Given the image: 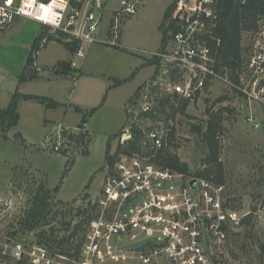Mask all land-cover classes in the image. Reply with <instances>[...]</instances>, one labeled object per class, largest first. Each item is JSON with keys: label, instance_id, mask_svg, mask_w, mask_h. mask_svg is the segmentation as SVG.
<instances>
[{"label": "rangeland", "instance_id": "1", "mask_svg": "<svg viewBox=\"0 0 264 264\" xmlns=\"http://www.w3.org/2000/svg\"><path fill=\"white\" fill-rule=\"evenodd\" d=\"M121 1L107 0L106 15L119 8ZM166 1L144 0L135 16L123 20L122 48L94 45L87 48L85 58H79L57 41L43 43L35 58L40 75L56 74L50 67L58 61L72 60L77 69L68 76L60 74L61 79L53 78L55 85L45 79L20 83L31 47L43 29L38 23L17 19L0 32V109L9 106L16 91L50 96L61 103L57 109H47L32 100L21 101L18 125L7 139L0 135V250L5 244L11 248L18 244L39 246L37 232L23 230L20 221L42 186L50 192L52 207L60 208L62 214L41 230L59 228L63 220L72 218L71 209L89 208L100 192L108 166V143L112 154L127 120L128 101L156 71L150 53L162 48ZM242 42L246 61L251 48L244 35ZM243 88L250 91L249 82L244 81ZM223 108L227 109L222 115L224 131L220 138L226 174L224 200L243 221L241 227L226 234L223 264H264V100H250L218 78L189 104L186 114L166 107L152 121L164 127L167 143L171 142L172 150L194 173L201 169L205 154L194 126L205 129L209 114ZM252 117L258 129L248 123ZM83 118L89 130L85 142L66 140L68 152L55 153L54 139L48 142V138H55L61 129L66 136H78ZM85 151L89 153L83 154ZM58 185L60 191L56 193ZM88 216L92 213L87 210ZM8 259H0V264H17Z\"/></svg>", "mask_w": 264, "mask_h": 264}, {"label": "built area", "instance_id": "2", "mask_svg": "<svg viewBox=\"0 0 264 264\" xmlns=\"http://www.w3.org/2000/svg\"><path fill=\"white\" fill-rule=\"evenodd\" d=\"M143 2L122 0L107 16V0H0V32L27 19L76 44L75 56L85 58L90 46L121 48L123 20L135 16ZM216 2L175 0L165 23L167 43L152 54L155 74L126 105L127 120L102 188L90 202L92 216L78 258L42 246L5 244L0 259L17 264H223L226 234L242 226V217L226 204L225 185L156 163L168 134L152 121L166 107L194 102L215 79H225L213 68L208 44ZM259 25L243 34L251 54L241 80L249 82L250 91L240 90L254 101L264 100V21ZM248 123L259 128L253 117ZM137 137L139 149L127 153ZM53 139V151L66 154L70 135L61 129L48 142Z\"/></svg>", "mask_w": 264, "mask_h": 264}, {"label": "trees", "instance_id": "3", "mask_svg": "<svg viewBox=\"0 0 264 264\" xmlns=\"http://www.w3.org/2000/svg\"><path fill=\"white\" fill-rule=\"evenodd\" d=\"M173 7L174 3L168 7L164 15V20L161 26L163 33L161 49H163L167 43V30L165 29V23L169 18ZM215 8L217 11V19L213 29V38L208 41L214 59L213 68L221 77L227 79L232 84L235 91L243 95L240 90L243 88L241 78L242 75L245 74L244 72L247 61H245L244 57L242 42L243 34L247 31L257 30L260 26L259 23L264 21V0H217ZM43 40H46V42L57 41L62 44L71 55L76 54V44L65 43L50 34L46 28H43L35 38L31 47L25 70L20 77V83L34 81L38 78L39 72L35 66V58L42 49ZM151 63L155 65L153 60H151ZM51 71H55L58 76H60V74L61 76H68L71 73L73 74L75 72L73 61L68 60L59 62L51 69ZM262 84H264V81ZM140 89V87L137 89L135 95H137ZM132 99L133 97L131 100ZM30 100L44 105L47 109H57L61 106L60 103L49 97L25 95L16 91L12 95L9 106L0 109V135H2L4 139L8 138V133L16 127L20 121L19 105L21 101ZM189 104V101H182L178 107L171 106V108L178 110L182 114H186ZM226 110V108H223L220 112L209 114V120L205 129L202 126H194V129L197 134L200 135L205 148L204 158L201 160V169L192 173L189 165L180 160L174 150H172L170 146L171 142L167 143V141L163 149L159 152L156 158V163L179 173L205 179L217 185H224L226 183V174L224 163L221 159L222 146L220 138L224 131L222 115ZM85 125L86 118H83L78 129L83 130ZM63 134L66 135L67 132L63 130ZM69 135L71 140H75L78 143H84L88 136V131L83 130V132L76 137L73 134ZM138 139L139 138L137 137V141L132 143L131 149L126 151L127 153L139 149L138 147L140 143ZM110 151L111 148L108 143L106 153L107 163L113 161ZM88 153V151H85L83 154L87 155ZM59 191L60 185L55 188L54 192L59 193ZM50 199V192L42 186L24 213V216L20 221V226L23 230L31 232L36 231V243L49 250L52 254L78 258L85 238V227L88 226L91 220V217L88 216L86 218L85 214L87 213V210L88 212L90 210L89 208L71 209L69 213L73 214L72 218L70 220H63L59 228L51 227L49 230H41L50 225L52 220L57 219L60 214H62L60 208L55 209L52 207ZM262 204L264 205V195L262 197ZM73 219H78V221L73 222ZM248 219L244 222L248 223ZM60 232L63 234H59Z\"/></svg>", "mask_w": 264, "mask_h": 264}, {"label": "crops", "instance_id": "4", "mask_svg": "<svg viewBox=\"0 0 264 264\" xmlns=\"http://www.w3.org/2000/svg\"><path fill=\"white\" fill-rule=\"evenodd\" d=\"M175 2V0H172V1H170V0H167L166 2H165V4H164V6H163V13H162V16H164L165 15V13H166V11H167V9H168V7L170 6V5H172L173 3ZM113 10H115V9H113ZM112 10V11H113ZM111 11V12H112ZM35 23V22H34ZM122 45V44H121ZM94 47V46H93ZM93 47H91V48H93ZM91 48H89V49H91ZM122 48V47H121ZM155 52H157V51H155ZM155 52H152V53H150V55H151V60H152V54L153 53H155ZM68 61V60H67ZM59 62H63V61H58L56 64H54V65H52V67H50V69L51 68H53L54 66H56ZM35 66H36V68H37V70H38V72H39V75H40V67L37 65V63H35ZM74 70H75V72H77V69H76V66H74ZM155 74V73H154ZM70 77V76H69ZM69 77H66V78H69ZM53 78H57V79H61V77H59V76H57L54 72H50V74H47V75H44V76H42V75H40V76H38V78L36 79V80H42V79H45V80H47L48 81V83H52L51 85H55V83L53 82ZM36 80H34L33 82H36ZM22 94H25V95H34V94H26V93H22ZM73 93H71V95H72ZM39 96H46V95H39ZM46 97H48V96H46ZM49 98H52V99H54L53 97H50L49 96ZM55 100V99H54ZM56 102H58V103H60L58 100H55ZM61 104V103H60ZM77 111H79V108L77 109ZM86 131H88V134H89V130H88V128L86 127ZM60 200H62V199H60ZM63 201H65V200H63Z\"/></svg>", "mask_w": 264, "mask_h": 264}]
</instances>
